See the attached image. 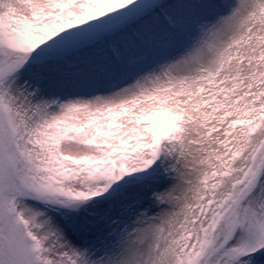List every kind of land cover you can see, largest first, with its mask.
<instances>
[{"label":"snow or ice","instance_id":"obj_1","mask_svg":"<svg viewBox=\"0 0 264 264\" xmlns=\"http://www.w3.org/2000/svg\"><path fill=\"white\" fill-rule=\"evenodd\" d=\"M0 264H264V0H0Z\"/></svg>","mask_w":264,"mask_h":264}]
</instances>
